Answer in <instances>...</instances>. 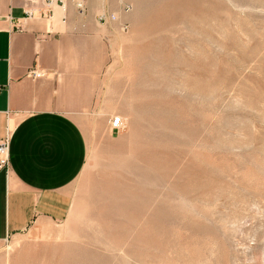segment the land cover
I'll list each match as a JSON object with an SVG mask.
<instances>
[{"label":"rangeland","instance_id":"374dc122","mask_svg":"<svg viewBox=\"0 0 264 264\" xmlns=\"http://www.w3.org/2000/svg\"><path fill=\"white\" fill-rule=\"evenodd\" d=\"M102 2L69 214L0 264H264V0Z\"/></svg>","mask_w":264,"mask_h":264},{"label":"crops","instance_id":"0c3cea01","mask_svg":"<svg viewBox=\"0 0 264 264\" xmlns=\"http://www.w3.org/2000/svg\"><path fill=\"white\" fill-rule=\"evenodd\" d=\"M62 2V3H61ZM0 0V140L9 164L0 169V241L37 221L70 211L73 184L88 142L80 124L95 99L108 59L102 0ZM38 67L46 76L33 78Z\"/></svg>","mask_w":264,"mask_h":264},{"label":"built area","instance_id":"2783aa9c","mask_svg":"<svg viewBox=\"0 0 264 264\" xmlns=\"http://www.w3.org/2000/svg\"><path fill=\"white\" fill-rule=\"evenodd\" d=\"M45 2L47 9L45 12H43V16L50 17L52 14L51 6L53 3L56 2V0H45ZM75 4L80 12L84 10L85 7L84 0H75ZM130 8H131L130 5L125 6L126 11H129ZM116 19H117V15L115 13L99 14V21L101 23H106L107 20H116ZM29 75L33 78H41L43 76H46L47 72L39 69L38 67H34L29 71ZM111 123L113 129H117V130H119L123 125L122 118L119 116L112 118ZM8 164H9V138H4L0 140V169L6 167Z\"/></svg>","mask_w":264,"mask_h":264}]
</instances>
